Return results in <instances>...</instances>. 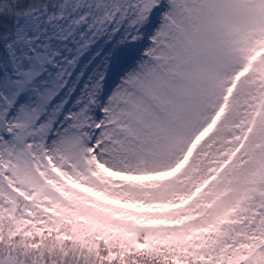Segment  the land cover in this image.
Here are the masks:
<instances>
[{
  "label": "snow or ice",
  "instance_id": "snow-or-ice-1",
  "mask_svg": "<svg viewBox=\"0 0 264 264\" xmlns=\"http://www.w3.org/2000/svg\"><path fill=\"white\" fill-rule=\"evenodd\" d=\"M0 264H264V0H0Z\"/></svg>",
  "mask_w": 264,
  "mask_h": 264
}]
</instances>
